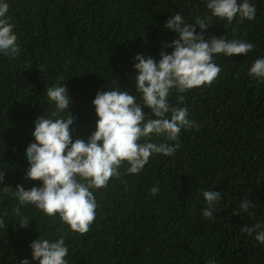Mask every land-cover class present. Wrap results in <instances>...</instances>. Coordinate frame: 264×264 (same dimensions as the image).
Returning a JSON list of instances; mask_svg holds the SVG:
<instances>
[{
  "label": "trees",
  "instance_id": "1",
  "mask_svg": "<svg viewBox=\"0 0 264 264\" xmlns=\"http://www.w3.org/2000/svg\"><path fill=\"white\" fill-rule=\"evenodd\" d=\"M17 35L16 57L0 52V264L32 260L33 240L65 235L67 264H264V244L240 229L261 225L264 230V82L249 75L264 58V0H249L255 18L230 24L212 15L207 0H0ZM242 0H238V3ZM179 12L186 23L207 18L205 39L213 36L254 45L245 55H214L221 72L211 85L180 93L172 89L169 103L187 107L195 127L182 129L172 156L153 154L138 174L126 172L93 189L95 221L81 235L34 205L20 206L17 184L26 189L41 181L25 177L30 167L26 148L33 142L35 121L51 117L55 105L48 87L66 86L77 117L70 126L73 141H87L95 131L93 100L98 91L136 92L134 55L172 52L165 44L178 38L165 27ZM196 31L200 32L199 26ZM183 96V102L178 100ZM140 100V97H137ZM142 110L147 115L150 109ZM69 111L61 117L70 115ZM147 118H155L150 113ZM170 118V114H169ZM143 142V141H141ZM152 142L175 144L166 137ZM153 186L159 188L151 194ZM9 191H5V188ZM203 190L219 191L213 218L202 211ZM249 200L253 215L240 210ZM29 220L21 227L14 209ZM239 214L233 215L234 212Z\"/></svg>",
  "mask_w": 264,
  "mask_h": 264
},
{
  "label": "clouds",
  "instance_id": "2",
  "mask_svg": "<svg viewBox=\"0 0 264 264\" xmlns=\"http://www.w3.org/2000/svg\"><path fill=\"white\" fill-rule=\"evenodd\" d=\"M9 5L0 2V52L5 56L16 57L20 53L17 35L6 16ZM207 8L213 16L226 20L229 24L237 17L242 23L255 18L256 8L249 0H207ZM210 23L207 18L197 17L193 23H186L177 12L165 22V27L174 30L178 38L165 44L172 48L171 53L160 52L157 62L150 56L137 53L134 55L136 92L129 94L126 90L98 91L93 100L96 121L87 141L76 138L73 141L70 128L75 117L70 111L71 98L66 86L48 87L46 95L55 108L52 118L44 115L37 117L34 128V141L26 148L30 167L25 173L27 179L41 181L31 188L17 184L14 197L19 205H34L49 217L59 216L62 223L73 232L81 235L90 230L95 221L97 202L93 189L107 188L111 178H119V168L123 163L129 167L127 173L138 174L148 163L153 154L172 156L179 148V134L182 129L199 125L188 118L187 107H175L169 103V93L176 89L180 93L194 87L211 85L221 72L219 65L213 62L214 55H245L254 50V45L242 40H226L213 36L205 39L204 30ZM199 26L200 32L196 31ZM249 75L264 82V58H258L249 69ZM140 97L138 100L137 97ZM178 100L183 102L184 97ZM146 106L155 118H147L142 110ZM69 111L66 118L61 113ZM170 114V118H169ZM153 137H166L170 143L152 142ZM143 141V142H141ZM5 180V172L0 173V183ZM5 191H9L6 187ZM159 188L153 186L151 194L156 195ZM207 204L202 215L213 218L221 193L203 190ZM20 206L14 211L19 216L18 224L27 227L29 220L20 215ZM254 205L249 200L240 203L239 208L249 215ZM239 214L234 212L233 215ZM5 223L0 218V227ZM260 224L252 227L243 226L240 231L252 235L264 244V230ZM62 234L54 241L37 238L30 244L32 260L37 264H67L65 257L68 247ZM20 264H30L28 258ZM208 264H215L209 260Z\"/></svg>",
  "mask_w": 264,
  "mask_h": 264
}]
</instances>
